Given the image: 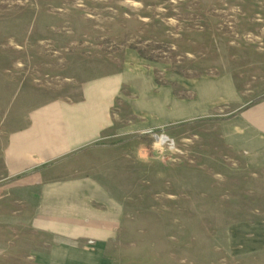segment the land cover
Listing matches in <instances>:
<instances>
[{"label":"crops","instance_id":"0c3cea01","mask_svg":"<svg viewBox=\"0 0 264 264\" xmlns=\"http://www.w3.org/2000/svg\"><path fill=\"white\" fill-rule=\"evenodd\" d=\"M214 1L201 0L194 10L214 13ZM246 1L243 15L264 16V1L253 8ZM247 23L230 26L217 14L144 17L130 28L152 29L164 42H176L171 58L147 60L125 46L115 70L85 80L79 98L22 101L26 111L13 118L7 153V167L16 174L0 185V254L10 245L7 237L16 235L15 247L37 264H117L112 252H121L122 237L137 232V173L152 169L154 161L130 139L133 134L210 125L205 140L238 157L235 164L247 176L259 180L261 170L264 180V52L231 46L228 30Z\"/></svg>","mask_w":264,"mask_h":264},{"label":"rangeland","instance_id":"374dc122","mask_svg":"<svg viewBox=\"0 0 264 264\" xmlns=\"http://www.w3.org/2000/svg\"><path fill=\"white\" fill-rule=\"evenodd\" d=\"M263 1L244 4L253 8ZM195 4L202 2L0 0V185L16 174L7 167V153L13 118L25 113L24 101L79 98L85 80L115 70L125 46L138 49L147 60L172 57L176 42H164L152 29L147 34L144 28L132 30V22L144 17L200 20L217 14L231 26L244 19L249 25L228 28L231 46L264 52L261 12L251 11L246 17L240 11L242 0H215V14L202 13L201 7L195 11ZM170 30L176 33V28ZM211 131L210 125L183 124L130 136L138 148H147L154 161L152 169L137 173V199L132 201L137 232L123 236L121 252H112L117 264L264 260L259 251L260 240L264 243L262 171L257 172L259 180L247 176L235 164L238 157L218 141L205 140ZM155 133H167L170 140L160 144ZM8 239L0 264H37L30 252L15 247L18 236Z\"/></svg>","mask_w":264,"mask_h":264},{"label":"water","instance_id":"95a60500","mask_svg":"<svg viewBox=\"0 0 264 264\" xmlns=\"http://www.w3.org/2000/svg\"><path fill=\"white\" fill-rule=\"evenodd\" d=\"M154 137L157 141H159L160 143H164L168 140H170L169 136L166 135V134H158V133H155L154 134Z\"/></svg>","mask_w":264,"mask_h":264},{"label":"bare ground","instance_id":"6f19581e","mask_svg":"<svg viewBox=\"0 0 264 264\" xmlns=\"http://www.w3.org/2000/svg\"><path fill=\"white\" fill-rule=\"evenodd\" d=\"M160 144H162V143H160Z\"/></svg>","mask_w":264,"mask_h":264}]
</instances>
